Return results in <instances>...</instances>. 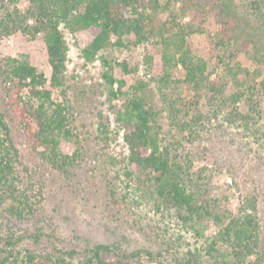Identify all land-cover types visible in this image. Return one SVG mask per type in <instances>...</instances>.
<instances>
[{"label": "trees", "instance_id": "trees-1", "mask_svg": "<svg viewBox=\"0 0 264 264\" xmlns=\"http://www.w3.org/2000/svg\"><path fill=\"white\" fill-rule=\"evenodd\" d=\"M25 10L13 9L0 20V35L20 31L27 36L43 38L51 75L43 72L21 55L0 61V84L7 102L21 105L20 113L34 148L52 168L63 174L81 160V146L72 153L61 150L62 141L77 138L69 107L53 98L55 88L63 87L66 71L67 44L61 26L72 33L85 32L89 37L82 48L86 60L110 47L131 48L153 36L162 45L161 61L153 64L146 57L145 73L153 80V71L165 82L173 80L178 66L182 80L195 91V106L202 96L214 92L208 62L192 51L191 37L203 33L214 18L219 28L212 34L216 57L225 68L235 90L227 98L230 109L240 100L246 101L258 116L264 98V0H26ZM168 19L160 20V15ZM188 17L180 23L179 19ZM197 21V22H196ZM196 22V23H195ZM134 57L118 62L124 74L136 70ZM250 63V65L246 64ZM102 72L108 100L117 132H122L126 149L122 162L127 185H134L150 209L175 210L179 220L199 235L205 222L214 219L221 229L210 247L223 248L228 264H264V228L260 221L259 192L249 189L235 211L222 219L198 202L191 181V163L181 162L162 147L155 130L157 113L153 106V91L148 81L139 80L130 88L126 81L113 73V67L103 57ZM181 101V95H178ZM215 99V98H214ZM185 106V105H183ZM229 110L228 112L232 113ZM239 114V113H238ZM253 115H242L250 120ZM111 119L99 113L98 131L104 138L111 132ZM20 153L12 129L0 113V264H144V257H154L150 251L121 250L110 244L85 246L82 251H37L24 247L11 224L12 220H30L41 214L43 183L20 173ZM29 175V174H28ZM200 187L197 186V189ZM130 191L125 190L115 204L126 202ZM135 201H137L135 199ZM37 230L35 237L39 235ZM38 238V237H37ZM217 247V248H216ZM178 264L191 260L177 259Z\"/></svg>", "mask_w": 264, "mask_h": 264}, {"label": "rangeland", "instance_id": "rangeland-1", "mask_svg": "<svg viewBox=\"0 0 264 264\" xmlns=\"http://www.w3.org/2000/svg\"><path fill=\"white\" fill-rule=\"evenodd\" d=\"M26 4V0H0V20L15 8L24 11ZM159 17L164 21L168 14ZM188 20L184 17L179 22ZM208 20L205 31L195 33L191 42L192 51L208 62L214 92L202 96L195 106L190 104L194 103L195 91L178 82L183 77L180 66L173 80L168 82L154 71L153 80L145 74L151 73L147 70L146 57L152 56L153 64L161 61L162 45L158 35L131 48L110 47L92 60H86L82 48L89 40L87 34L72 33L61 26L67 44L66 71L64 85L54 89L53 98L69 107L77 138L62 141L60 146L65 153H72L81 146V160L68 174L49 166L40 155L41 148H34L26 120L20 113L21 105L7 102L0 84V113L8 120L19 149L21 176H29L44 185L40 216L11 221L24 247L37 251L80 252L85 246L104 243L125 251L152 252L154 257L145 256L144 264H178V258L191 260L190 264L229 262L220 242L218 250L210 247L221 229L220 222L213 216L198 235L178 219L175 210L150 209V203L134 192L133 183L127 185L129 180L123 173L122 162L126 149L122 132L116 131L113 115L108 110L102 77L106 69L103 57L112 65L113 73L126 81V88L139 80L148 81L153 91L157 113L155 130L161 145L179 161L191 163V183L200 187L194 186L198 202L224 219L235 211L242 196L256 187L264 228V115L251 112L244 100L233 104L239 114L230 109L227 97L234 92L235 85L219 63L212 43V34L219 26L214 18ZM17 55L29 59L50 78L46 46L41 36H27L20 31L0 35V61ZM130 56L134 57L136 70L124 74L117 63ZM263 78L264 74L258 81ZM259 110L264 112V98ZM99 113L111 119L107 138L97 128ZM249 114L253 115L250 120L242 117ZM113 190L118 200L125 190L130 191V196L117 205L112 201ZM37 230L38 238L35 237Z\"/></svg>", "mask_w": 264, "mask_h": 264}]
</instances>
